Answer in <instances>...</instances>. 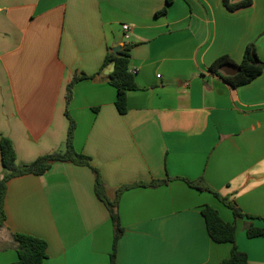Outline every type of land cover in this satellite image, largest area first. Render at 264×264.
I'll use <instances>...</instances> for the list:
<instances>
[{
  "label": "crops",
  "instance_id": "crops-1",
  "mask_svg": "<svg viewBox=\"0 0 264 264\" xmlns=\"http://www.w3.org/2000/svg\"><path fill=\"white\" fill-rule=\"evenodd\" d=\"M253 43L264 61V0L236 12L223 0H0V142L11 139L20 166L62 151L69 110L75 149L91 158L111 200L127 185L180 178L123 193L115 264H221L232 245L209 236L207 206L236 226L251 264H264V236L247 235L264 221L236 219L181 180L204 178L264 218V73L233 88L209 72L224 55L241 63ZM127 44L139 89L121 115L113 67L97 74L114 46ZM84 74L97 76L77 83L68 105L67 86ZM95 184L91 168L73 163L12 179L0 264L19 260L13 234L46 240L44 264H112L115 228Z\"/></svg>",
  "mask_w": 264,
  "mask_h": 264
},
{
  "label": "trees",
  "instance_id": "trees-1",
  "mask_svg": "<svg viewBox=\"0 0 264 264\" xmlns=\"http://www.w3.org/2000/svg\"><path fill=\"white\" fill-rule=\"evenodd\" d=\"M171 2L172 0H168V5H170ZM223 5L228 11L236 12L252 6L253 0H223ZM166 13L167 8L159 12V14ZM132 49L133 45L127 44L122 47L118 54L110 52L97 74L100 75L109 67H113V71L108 76V81L117 90L116 107L121 115H125L128 112L129 93L139 89L135 74L130 71ZM209 72L219 77L231 87L239 88L252 83L264 73V61L259 56L256 44L253 43L248 45L245 49L241 63H237L230 56L224 55L212 63L209 67ZM97 75L88 76L84 74L82 76H75L72 82L67 86V104L69 105L73 99L74 87L77 83L87 79H94ZM66 115L69 120V129L65 150L41 156L31 164L19 166L17 164V153L13 142L7 137H2L0 142V154L4 173L0 174V230L6 227L7 214L5 209V198L8 183L12 179L26 175H45L56 163H73L79 166H86L91 168L96 176L95 191L97 197L105 204L113 221L115 237L111 262L115 264L117 245L125 231L119 215V203L123 193L140 186L159 187L180 178H168L166 180L153 181L150 184L137 183L127 185L121 187L117 191L116 198L111 200L108 197L107 188L103 182L100 171L92 165L91 158L76 151L74 138L77 123L71 116L69 110H67ZM181 180L185 181L193 189L213 194L220 202L233 210L236 219L247 218L249 220L264 221V218L245 214L236 204L228 201L227 198L214 191L204 178L194 181L182 178ZM203 216L211 239L217 244L232 245L231 256L221 264H251L248 255L239 250L237 246L236 226L225 222L219 211L211 206L205 207ZM247 235L250 238L263 237L264 229L250 224L247 229ZM13 238L19 256V260L14 264H44V261L48 258V243L46 240L28 234H13Z\"/></svg>",
  "mask_w": 264,
  "mask_h": 264
},
{
  "label": "water",
  "instance_id": "water-1",
  "mask_svg": "<svg viewBox=\"0 0 264 264\" xmlns=\"http://www.w3.org/2000/svg\"><path fill=\"white\" fill-rule=\"evenodd\" d=\"M121 49H122L121 46L115 45V46H114V49H113V53H114V54H118V52H119Z\"/></svg>",
  "mask_w": 264,
  "mask_h": 264
},
{
  "label": "built area",
  "instance_id": "built-area-1",
  "mask_svg": "<svg viewBox=\"0 0 264 264\" xmlns=\"http://www.w3.org/2000/svg\"><path fill=\"white\" fill-rule=\"evenodd\" d=\"M123 31L125 32V34H128L130 31V27L129 25H123ZM135 74V72H133Z\"/></svg>",
  "mask_w": 264,
  "mask_h": 264
},
{
  "label": "rangeland",
  "instance_id": "rangeland-1",
  "mask_svg": "<svg viewBox=\"0 0 264 264\" xmlns=\"http://www.w3.org/2000/svg\"><path fill=\"white\" fill-rule=\"evenodd\" d=\"M65 149H63L62 151H64ZM17 164L19 165L20 163L19 162H17ZM20 166V165H19ZM4 173V169L2 168V169H0V174H3Z\"/></svg>",
  "mask_w": 264,
  "mask_h": 264
}]
</instances>
